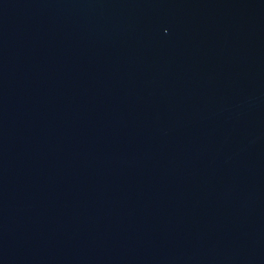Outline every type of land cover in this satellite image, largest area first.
Here are the masks:
<instances>
[{
	"label": "water",
	"instance_id": "water-1",
	"mask_svg": "<svg viewBox=\"0 0 264 264\" xmlns=\"http://www.w3.org/2000/svg\"><path fill=\"white\" fill-rule=\"evenodd\" d=\"M0 264H264V0H0Z\"/></svg>",
	"mask_w": 264,
	"mask_h": 264
}]
</instances>
